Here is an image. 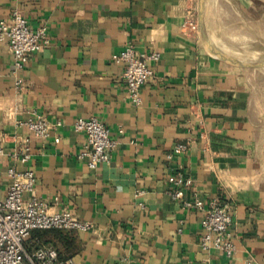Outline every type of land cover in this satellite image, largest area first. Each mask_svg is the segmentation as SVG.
I'll use <instances>...</instances> for the list:
<instances>
[{"label":"crops","instance_id":"obj_1","mask_svg":"<svg viewBox=\"0 0 264 264\" xmlns=\"http://www.w3.org/2000/svg\"><path fill=\"white\" fill-rule=\"evenodd\" d=\"M226 1L227 10L221 0H206L208 34L221 45L246 44L251 34L241 30L248 27L264 52V0ZM194 2L0 0V21L19 10L34 28L46 26L50 38L18 73L8 42L0 38L2 194L9 167L31 169L37 183L25 199L40 198L50 212L69 211L93 224L90 231L35 230L27 250L52 246L76 264H264L258 73L218 57L189 30ZM225 16L228 43L219 37ZM129 44L161 53L140 106L130 100L123 68L113 59ZM19 77L23 84L16 88ZM37 115L60 125L47 138H35L19 123ZM80 116L98 118L118 140L110 161L95 169L78 157L87 142L74 127ZM25 138L32 152L28 163L14 157ZM181 143L188 150L169 158ZM179 172L191 180L181 188L183 201L199 197L208 207L218 198L230 206L237 244L232 258L202 249L203 211L172 198L171 177Z\"/></svg>","mask_w":264,"mask_h":264},{"label":"built area","instance_id":"obj_2","mask_svg":"<svg viewBox=\"0 0 264 264\" xmlns=\"http://www.w3.org/2000/svg\"><path fill=\"white\" fill-rule=\"evenodd\" d=\"M186 25H193L191 17H187ZM0 38L6 40L13 54L14 71L22 70L32 54L50 44L48 28L31 26L24 14L15 10L9 20L0 21ZM114 61L122 66L123 78L126 83L130 100L137 106L143 103L142 90L154 75L152 64L161 59L158 51L140 52L134 45L129 44L113 56ZM23 80L19 77L16 88H20ZM28 128L35 138H47L51 131L60 125L52 124L43 116L30 117L19 123ZM75 130L87 137L84 149L78 157L84 160L90 168H98L101 163L110 161L112 153L118 146V140L112 136L111 129L96 117L80 116L74 124ZM123 130L121 129L120 132ZM56 142L60 138L55 139ZM189 144L181 143L176 146L174 155L186 152ZM4 154V145L0 139V155ZM14 157L22 163H28L32 158L30 139L21 141ZM10 183L6 193H3V176L0 170V264H76L73 259H62L52 246L42 245L34 251L27 250L25 241L35 230H77L90 231L93 224L82 221L69 211L50 212L48 204L40 198L25 199V194L32 192L37 183L36 173L31 170H18L11 166L7 170ZM173 190L172 198L182 203L184 207H195L203 211V236L201 247L204 251L218 250L228 258L237 252V244L231 231L233 216L230 206L218 198L210 200L205 207L201 198L193 202L181 199V188L191 184L183 173L171 177ZM143 192H140L141 194ZM144 207V204L141 203ZM243 264H256L248 259Z\"/></svg>","mask_w":264,"mask_h":264},{"label":"rangeland","instance_id":"obj_3","mask_svg":"<svg viewBox=\"0 0 264 264\" xmlns=\"http://www.w3.org/2000/svg\"><path fill=\"white\" fill-rule=\"evenodd\" d=\"M205 3L206 0H195L194 4H192V6L190 7L188 16L191 17V19L193 20V25L189 27V30L193 33H196L197 35H201L202 37H204L206 41L207 39L205 38L206 36L204 35L203 29L206 30L207 29L206 24L209 25V22H207L206 19V10H211V4L209 3V5L206 6ZM220 5L224 6L225 9L227 10L228 1L221 0ZM226 20L227 17L225 16L224 25L226 26V28H223L222 34H220L219 37L221 38V40L228 43L227 38L223 37V35L227 36L229 33L227 28L228 20L227 21ZM210 22H212V20ZM245 31L253 35L252 29L248 27L244 28L243 26L241 32L244 33ZM206 33H208V31H206ZM208 35L209 34H207V36ZM251 35L248 36L246 44H244V42L237 44L231 43L230 46L226 44L223 45L219 44V39L217 38L214 39V37L211 38L210 36L209 39H212L213 41L215 40L216 45H218L221 48L224 47L225 49L228 50V51L222 50L224 53L223 52H219V53H223L226 56H234L236 61L244 62L251 60H264V52L263 51L259 52V47H260L259 43L254 42V36ZM207 42L208 41H206V44ZM262 48H264V46H262ZM237 67H241V66H237ZM249 68L252 69L253 71L255 70L258 73L256 74V83H255L256 84L255 103H256V111H257L256 115L257 118L259 119V122L261 123V133H262V137L264 138V66H249Z\"/></svg>","mask_w":264,"mask_h":264},{"label":"water","instance_id":"obj_4","mask_svg":"<svg viewBox=\"0 0 264 264\" xmlns=\"http://www.w3.org/2000/svg\"><path fill=\"white\" fill-rule=\"evenodd\" d=\"M204 35L206 36L205 38L207 39V41L209 42L210 39L207 36L206 30L203 29ZM213 48V47H212ZM213 52L216 53V55L220 58H222L223 60L230 62L232 64H235L237 66H241V67H249V66H264V60H251V61H244V62H240V61H235L234 59H231L229 57H227L225 54L223 53H219L215 50V48H213Z\"/></svg>","mask_w":264,"mask_h":264},{"label":"bare ground","instance_id":"obj_5","mask_svg":"<svg viewBox=\"0 0 264 264\" xmlns=\"http://www.w3.org/2000/svg\"><path fill=\"white\" fill-rule=\"evenodd\" d=\"M205 6V5H204ZM206 31H208L207 29H206ZM208 34V33H207ZM209 36V38H210V36L211 35H208ZM214 37V36H213ZM211 38H212V36H211ZM215 39V38H214ZM207 41V40H206ZM215 48V50L217 51V52H223L222 50H227V49H225L224 47H219L218 45H216V43H215V40L213 41L212 39H210V41L209 42H207V48L209 49V51L210 50H212L213 51V48ZM228 51V50H227ZM215 53V52H214ZM224 53V52H223ZM250 56V55H249ZM256 56V55H255ZM254 57V56H253ZM251 58V57H250ZM254 59V58H253Z\"/></svg>","mask_w":264,"mask_h":264},{"label":"trees","instance_id":"obj_6","mask_svg":"<svg viewBox=\"0 0 264 264\" xmlns=\"http://www.w3.org/2000/svg\"><path fill=\"white\" fill-rule=\"evenodd\" d=\"M50 230H53V229H50ZM57 230V229H56Z\"/></svg>","mask_w":264,"mask_h":264}]
</instances>
